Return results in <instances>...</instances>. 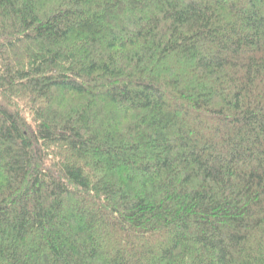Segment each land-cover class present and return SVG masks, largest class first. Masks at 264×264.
Returning <instances> with one entry per match:
<instances>
[{
  "label": "trees",
  "instance_id": "obj_1",
  "mask_svg": "<svg viewBox=\"0 0 264 264\" xmlns=\"http://www.w3.org/2000/svg\"><path fill=\"white\" fill-rule=\"evenodd\" d=\"M0 264H264V0H0Z\"/></svg>",
  "mask_w": 264,
  "mask_h": 264
}]
</instances>
